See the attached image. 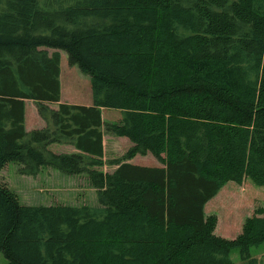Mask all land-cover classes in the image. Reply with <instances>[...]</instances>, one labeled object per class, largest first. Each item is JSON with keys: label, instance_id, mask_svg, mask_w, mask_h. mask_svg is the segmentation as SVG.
I'll use <instances>...</instances> for the list:
<instances>
[{"label": "trees", "instance_id": "16d2710c", "mask_svg": "<svg viewBox=\"0 0 264 264\" xmlns=\"http://www.w3.org/2000/svg\"><path fill=\"white\" fill-rule=\"evenodd\" d=\"M58 51L89 77L91 106L60 102ZM25 101L42 129L25 130ZM105 136L129 141L122 157L105 161ZM148 155L162 167L130 163ZM10 163L86 175L97 205L25 206L0 185L6 264H258L264 208L232 241L204 207L228 182L264 187V0H0Z\"/></svg>", "mask_w": 264, "mask_h": 264}, {"label": "rangeland", "instance_id": "374dc122", "mask_svg": "<svg viewBox=\"0 0 264 264\" xmlns=\"http://www.w3.org/2000/svg\"><path fill=\"white\" fill-rule=\"evenodd\" d=\"M52 53V50H49ZM60 55V85L61 103L91 106V88L89 77L83 75L77 66H69L67 54L58 51ZM57 105H51L56 108ZM28 130L37 127L36 106L31 101L26 104ZM35 111V115H33ZM102 118L106 122H116L120 113L115 110H103ZM40 121V120H39ZM43 122V121H42ZM44 123V122H43ZM45 126V124H44ZM39 127V125H38ZM104 159L106 162L122 157L129 148L130 143L126 138L112 136L104 137ZM56 153H71L73 149L65 145H51L49 148ZM130 163L143 167H162L154 156H136ZM114 167H103L102 171L111 173ZM19 166L8 164L0 171V185H5L14 192L20 204L25 206H52V205H97L95 190L90 186L86 175L68 176L53 168H43L35 177L19 173ZM259 208H264V187L254 185L250 180H245L238 185L228 182L219 193L204 207L206 218L215 219L214 234L226 240H235L242 234L247 221ZM251 257L264 264V243L250 250ZM237 250L231 252L230 259L233 263L239 262ZM0 264L6 260L0 254Z\"/></svg>", "mask_w": 264, "mask_h": 264}, {"label": "crops", "instance_id": "0c3cea01", "mask_svg": "<svg viewBox=\"0 0 264 264\" xmlns=\"http://www.w3.org/2000/svg\"><path fill=\"white\" fill-rule=\"evenodd\" d=\"M29 102H31V101H25V130L27 131V132H31L30 130L31 129H29L28 130V118H27V116L28 117H30L31 116V114H29L28 115V113H30V112H27V107H26V104L27 103H29ZM51 107V106H50ZM54 109V108H53ZM36 114H37V110H36ZM33 115H35V111H33ZM37 117H36V123H37V127L36 128H34L33 130H38V129H42L43 127H44V123L42 122V120H41V118L38 116V114L36 115ZM40 120V121H39ZM38 125H39V127H38ZM32 130V131H33Z\"/></svg>", "mask_w": 264, "mask_h": 264}]
</instances>
